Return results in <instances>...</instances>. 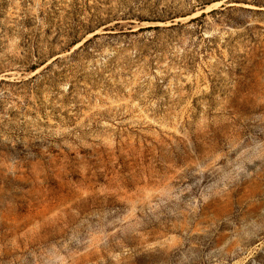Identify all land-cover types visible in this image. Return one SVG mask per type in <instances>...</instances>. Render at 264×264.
<instances>
[{"label": "rangeland", "instance_id": "1", "mask_svg": "<svg viewBox=\"0 0 264 264\" xmlns=\"http://www.w3.org/2000/svg\"><path fill=\"white\" fill-rule=\"evenodd\" d=\"M0 264H264V0H0Z\"/></svg>", "mask_w": 264, "mask_h": 264}]
</instances>
